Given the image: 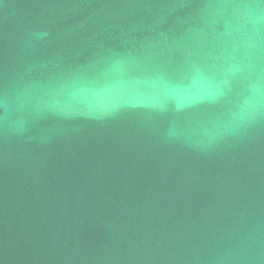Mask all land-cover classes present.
<instances>
[{"label":"water","instance_id":"1","mask_svg":"<svg viewBox=\"0 0 264 264\" xmlns=\"http://www.w3.org/2000/svg\"><path fill=\"white\" fill-rule=\"evenodd\" d=\"M0 264H264V0H0Z\"/></svg>","mask_w":264,"mask_h":264}]
</instances>
